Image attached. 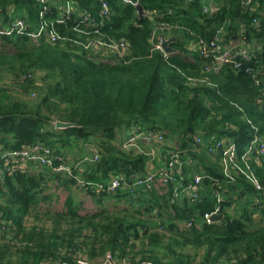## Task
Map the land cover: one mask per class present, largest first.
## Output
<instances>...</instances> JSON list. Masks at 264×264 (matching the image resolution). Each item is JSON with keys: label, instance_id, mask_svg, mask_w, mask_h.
<instances>
[{"label": "trees", "instance_id": "16d2710c", "mask_svg": "<svg viewBox=\"0 0 264 264\" xmlns=\"http://www.w3.org/2000/svg\"><path fill=\"white\" fill-rule=\"evenodd\" d=\"M103 1L111 16L100 27L78 26L76 15H68L53 22L57 41L50 43L44 35L37 41L29 36L40 24L35 0H0V28L15 19L27 23L21 34H0V153L41 142L71 161L67 151L88 147L91 161L77 171L82 178L107 185L119 175L132 183L147 172L148 155L123 148L119 134L158 131L182 162H192L183 163L182 183L194 173L203 176L198 196L174 197L173 184L164 192L139 188L134 196L127 187L99 194L81 189L101 208L81 214L74 179L40 166L30 172L31 163L12 160L0 175V211L13 224L0 243V264H75L77 253L95 263L110 253L154 264H264V208L253 203L256 190L242 174L224 176L218 152L208 151L226 140L240 154L256 135L264 137V0L247 8L242 0H214L212 14L203 11L207 0H138L152 20L139 17L131 3ZM100 2L48 0L52 14L46 20L67 3L100 20ZM155 22L179 27L166 58L150 41ZM219 29L222 50L225 40L242 45L230 50V62L206 71L212 63L196 46L198 38L208 41ZM96 34L126 42L128 54L120 61L96 59L85 47ZM250 44L255 46L246 49ZM57 121L70 126L56 128ZM252 171L264 187L263 156ZM50 183L68 192L64 209L43 214L51 227L27 226L25 219L38 221L40 202L49 201ZM117 201L124 203L118 212L103 207ZM217 206L222 219L207 222L204 215Z\"/></svg>", "mask_w": 264, "mask_h": 264}, {"label": "built area", "instance_id": "2783aa9c", "mask_svg": "<svg viewBox=\"0 0 264 264\" xmlns=\"http://www.w3.org/2000/svg\"><path fill=\"white\" fill-rule=\"evenodd\" d=\"M213 0H209L208 5L203 9L205 13L212 14L216 9L212 5ZM39 5V18L40 24L37 27L36 31L29 33V36L32 40L37 41L43 35L48 38L47 40L50 43L57 41V35L53 30V22L62 23L65 19V16L76 15V21L78 26L82 25L84 28H94L97 29L103 23V20L108 19L111 16L110 7L107 2L101 0L100 8L98 11L100 20H96L90 13L75 10L69 3L57 7L56 16L52 20L47 21L46 16L51 15L50 8L47 5L48 0H35ZM124 3H131L135 8L139 5L138 0H123ZM252 0H242V6L247 8L250 5ZM214 3V2H213ZM50 12V13H49ZM137 12V11H136ZM8 13H12V9L8 10ZM144 16H148L149 19H153L151 14L143 12ZM2 22V20H1ZM0 22V24H1ZM49 23V25H48ZM0 34L9 35L12 32H17L21 34L27 28V23L22 19H15L11 25L1 26ZM179 29L178 26L165 23V22H155L152 26V31L150 34V41L153 42L154 47L159 50L163 56L166 58L173 52H165L160 40V35L169 34L174 30ZM223 31L219 29L216 31V34L210 38L208 41L198 38L197 45L200 53L210 59L212 64H207L205 70L208 71L213 68H218L221 65L231 61V52L232 48H236L239 45H242L240 40L236 42H231L226 50H222L221 39L223 40ZM99 35L96 34L95 37H90L85 41V47L91 49L92 51H102L103 53L113 54L115 61L122 60L124 56L128 54V44L124 41H116L113 39H104V41L97 40ZM102 38V37H101ZM170 46V45H169ZM227 46V45H226ZM242 57L246 58L248 52L242 50L239 53ZM234 69L239 70V64H235ZM247 73V69L245 70ZM30 77V75H28ZM193 82L192 80H190ZM146 143H162L164 140L163 133L152 130L141 131L137 128H133L129 137L125 140L123 148L129 150L132 147L137 146L138 141ZM197 142H200V138H196ZM226 140H217L215 144L209 146L208 151L211 154L218 152L220 158V165L223 175L233 180V174H242L246 181L254 186L256 192L253 195V203L257 204L260 207L264 208V187L261 182L257 179L255 173L252 171L253 164L259 162L260 157H264V137L258 136L248 144L244 151L240 154L238 153L235 144L225 143ZM94 160L98 158L96 152L93 153ZM166 170L157 171V172H146L143 176H137L134 178L132 183H128L126 179L122 176L112 177L107 185L104 183H95L89 180L82 178L77 171L79 170L78 162H71L65 155L55 154L53 149H50L47 145L41 142L31 144L21 148L20 150L9 151L0 153V175L3 171V165L12 160L18 159L19 164L31 163L40 167L45 168L53 175H61L70 177L75 180V184L78 188L83 189L85 192L99 194L102 192H114L117 189L127 187L131 195L136 194V190L142 188L144 190H151L156 188L159 184L163 192L167 189L169 184H173V194L174 197H186L190 200L196 199L197 187L202 182L203 176L198 173H194L191 177L190 183H182L184 178L183 164L179 155V152L173 151L168 154L166 157ZM15 162V161H14ZM252 165V166H251ZM11 168H17V165L14 164ZM261 195V197L259 196ZM263 198V199H262ZM219 206L209 214H205L204 218L207 222H210V217L213 214L219 213ZM2 212L0 211V243L3 240L4 236H9L8 231L13 226L10 220L2 218ZM83 254H79L75 264H154L149 260L145 261H132L129 258H123L121 260L116 259L110 253H107L106 256L99 262L95 263L93 261L87 262L86 259L82 258ZM44 264H68L66 262H46Z\"/></svg>", "mask_w": 264, "mask_h": 264}, {"label": "crops", "instance_id": "0c3cea01", "mask_svg": "<svg viewBox=\"0 0 264 264\" xmlns=\"http://www.w3.org/2000/svg\"><path fill=\"white\" fill-rule=\"evenodd\" d=\"M214 1V0H213ZM213 1L210 2L212 3L213 5ZM209 3V0L206 1V4L208 5ZM2 18L0 17V22H1ZM173 32L169 33V34H163V35H160L164 37L165 40H169L170 38H175L174 36H172ZM237 39H232V40H225V44H230L231 42H236ZM228 44V45H229ZM255 46V44H250L249 46H246L247 48L246 49H249V48H253ZM244 47V46H243ZM93 55L96 56V59H99L101 61H106V62H113L115 61V57L113 54H110V53H103L102 51H93L92 52ZM133 129L127 131V132H123L121 131V134H119V141H121V139H123V143L125 142V140L129 137V135L131 134ZM172 144L168 143V142H162V143H156V142H153V143H146V142H142L141 140L138 141V144L137 146L135 147H132L131 150H133L134 152H143V153H146L148 155V164H147V172L151 171V172H157V171H164L166 170V156L168 154H170L171 152L174 151V149L171 148ZM166 147H168L166 149ZM68 154V156H70L69 158L71 159V161L73 162L74 160L76 162H78L79 164V167L81 168V171L84 170V167H85V164L89 161H91V156H92V153H91V149H89L88 147L86 148H83L82 150H80L77 154L76 153H72L71 152H68L66 153V155ZM72 155V156H71ZM73 158H76V159H73ZM74 161V162H75ZM183 163H192L191 161H185V162H182ZM38 169V166L34 165V164H30V166L28 167V170L30 172H35L37 169ZM45 171V170H44ZM184 174H185V171H184ZM157 189L160 188L159 184H157L156 186ZM73 190H74V195L75 197H77L79 200H84L86 199L87 197H89L87 194H85L81 189H78L76 187H73ZM90 198V197H89ZM91 201L93 202V200L91 199ZM108 203V202H105L103 203L104 205ZM101 206V205H100Z\"/></svg>", "mask_w": 264, "mask_h": 264}, {"label": "rangeland", "instance_id": "374dc122", "mask_svg": "<svg viewBox=\"0 0 264 264\" xmlns=\"http://www.w3.org/2000/svg\"><path fill=\"white\" fill-rule=\"evenodd\" d=\"M97 40L104 41V39L101 37ZM5 49L9 50V47H6ZM30 98H33V97L30 96ZM223 139H226V137H223ZM115 176H117V175H115ZM115 176H113V177H115ZM72 192H74V190H72ZM67 193L68 192L66 190H64L62 187H60L56 183H53V184L50 183L49 189L47 191V194H49V196H50L49 201H47V202L41 201L40 205L37 208L38 211L36 213L38 215V221H36L37 219L35 218L34 215H32V216H29L25 219L26 225L31 226L32 224L38 223V224L46 225L47 227H51V222L47 221L43 214L45 212H61L64 209V202H65V198L67 196ZM82 202L83 203L81 204V207H80L81 214H91V213H94L95 211H97L98 209H101L99 207V205H95L89 197L84 199ZM103 207L108 209L111 212H118L119 210H121L124 207V203H122L121 201L108 202ZM79 254L80 253H77L74 256V262L75 263H76V260L79 256ZM82 258L86 259L87 262L92 261L91 259H89L85 255H82ZM138 261H142V260H138Z\"/></svg>", "mask_w": 264, "mask_h": 264}, {"label": "water", "instance_id": "95a60500", "mask_svg": "<svg viewBox=\"0 0 264 264\" xmlns=\"http://www.w3.org/2000/svg\"><path fill=\"white\" fill-rule=\"evenodd\" d=\"M136 10H137L138 16L141 17L144 12L142 6L138 5L136 7ZM0 15H1V10H0ZM174 40L175 38L173 37L170 38L169 40H165L164 37L161 36L159 42L161 43L165 52H173L172 48L169 45ZM54 124L56 128H66L70 126V123H63L59 121L55 122ZM221 219H222V214H213L209 220L210 222H217V221H220Z\"/></svg>", "mask_w": 264, "mask_h": 264}]
</instances>
